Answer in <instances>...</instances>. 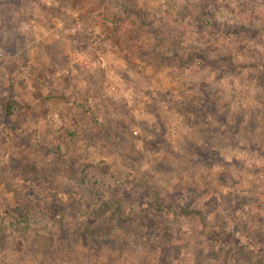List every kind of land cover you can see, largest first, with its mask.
Instances as JSON below:
<instances>
[{
	"label": "clouds",
	"instance_id": "clouds-1",
	"mask_svg": "<svg viewBox=\"0 0 264 264\" xmlns=\"http://www.w3.org/2000/svg\"><path fill=\"white\" fill-rule=\"evenodd\" d=\"M0 264H264V0H0Z\"/></svg>",
	"mask_w": 264,
	"mask_h": 264
}]
</instances>
